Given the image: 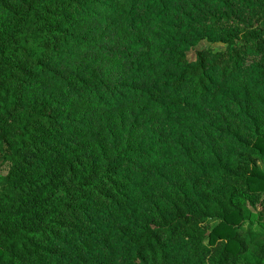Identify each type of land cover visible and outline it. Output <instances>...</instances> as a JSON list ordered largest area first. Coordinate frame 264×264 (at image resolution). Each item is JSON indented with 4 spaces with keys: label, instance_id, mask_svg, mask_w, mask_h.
I'll return each mask as SVG.
<instances>
[{
    "label": "trees",
    "instance_id": "16d2710c",
    "mask_svg": "<svg viewBox=\"0 0 264 264\" xmlns=\"http://www.w3.org/2000/svg\"><path fill=\"white\" fill-rule=\"evenodd\" d=\"M264 0H0V264H264Z\"/></svg>",
    "mask_w": 264,
    "mask_h": 264
},
{
    "label": "rangeland",
    "instance_id": "374dc122",
    "mask_svg": "<svg viewBox=\"0 0 264 264\" xmlns=\"http://www.w3.org/2000/svg\"><path fill=\"white\" fill-rule=\"evenodd\" d=\"M257 165H258L259 168L264 170V166H263V164L261 162H257Z\"/></svg>",
    "mask_w": 264,
    "mask_h": 264
}]
</instances>
